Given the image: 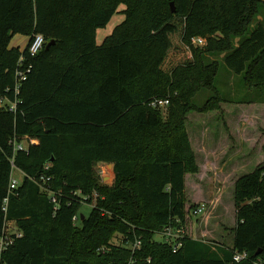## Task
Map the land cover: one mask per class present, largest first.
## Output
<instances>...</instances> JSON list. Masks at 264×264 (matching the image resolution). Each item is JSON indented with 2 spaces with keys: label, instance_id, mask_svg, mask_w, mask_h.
Segmentation results:
<instances>
[{
  "label": "trees",
  "instance_id": "trees-1",
  "mask_svg": "<svg viewBox=\"0 0 264 264\" xmlns=\"http://www.w3.org/2000/svg\"><path fill=\"white\" fill-rule=\"evenodd\" d=\"M120 6L124 20L97 45L96 31ZM261 6L264 0H0V97L13 101L21 55L32 68L16 113L0 109V235L6 220L23 234L0 264H231L234 252L247 253L240 264L264 259V163L235 182L231 247L186 236L173 253L154 239L168 226L185 228L193 209L186 210L185 178L199 166L188 115L227 102L211 58L222 57L257 91L250 103L264 104ZM35 34L44 38L35 57L9 47L15 35ZM195 37L206 44L192 46ZM202 90L212 96L198 106ZM155 99L168 100L164 115L150 106ZM25 137L37 143L14 151L10 141ZM99 163L113 165V186L98 185ZM12 165L24 176L4 214ZM41 177L50 178L56 211ZM93 193L84 216L80 202L89 204Z\"/></svg>",
  "mask_w": 264,
  "mask_h": 264
},
{
  "label": "rangeland",
  "instance_id": "rangeland-1",
  "mask_svg": "<svg viewBox=\"0 0 264 264\" xmlns=\"http://www.w3.org/2000/svg\"><path fill=\"white\" fill-rule=\"evenodd\" d=\"M123 9L120 6L109 23L96 31L97 45H101L124 20ZM257 21L264 26V6L259 9ZM27 42L28 37L15 35L9 46L22 50ZM211 59L219 63L214 85L227 102L220 104L216 111L191 112L187 117L186 128L199 171L186 177V210L193 209L187 214L185 234L193 239L231 247L236 223L235 182L264 163V104L250 103L257 98V91L247 89L243 75L231 73L222 57ZM211 96V91L202 90L195 96L194 103L200 106ZM161 111L163 115L166 113V109ZM99 165L93 168L98 185L113 186L114 174L108 168L101 174ZM13 174L18 180L22 177L15 170ZM195 206L198 209L203 206V212L194 215ZM80 212L87 216L90 207L82 205ZM154 239L161 240L158 235Z\"/></svg>",
  "mask_w": 264,
  "mask_h": 264
},
{
  "label": "built area",
  "instance_id": "built-area-1",
  "mask_svg": "<svg viewBox=\"0 0 264 264\" xmlns=\"http://www.w3.org/2000/svg\"><path fill=\"white\" fill-rule=\"evenodd\" d=\"M206 44V39L203 37H195L191 40V45L195 47H203ZM44 45V38L40 34H35L32 35L30 38H28V42L25 45V47L21 50V52H26V56L28 57H35L43 48ZM31 66H27L25 64V57L23 55L20 56L18 63H17V68L15 70V75H14V87H13V101H8L5 97H0V109H5L10 113L15 114L17 111V103L19 102V95H20V89L22 84L27 80L28 75L31 73ZM168 100H153L150 104L151 107L157 108V109H165L168 106ZM12 144L14 151H19V150H26L28 147V143L30 144H36V141L29 140L27 137L23 138L20 143H18L15 138L10 141ZM99 172L101 174H104L105 170L107 169L106 163H99ZM49 166H45L44 170H48ZM16 171L19 173L22 177L24 174L17 170L13 165H12V173L10 176L9 180V185H8V196L4 199L3 201V207L2 210L4 214H6L7 211V205H8V200H9V195L16 190L20 184V180L15 178L13 171ZM40 188L43 192H46L47 194L50 195V202L55 205L54 210H57V197L56 195L52 192L49 191L48 188V183L50 181V178H40ZM97 199V195L93 193L92 195V200L88 204L87 203V198H84L80 203L82 205H88L90 208H92L95 205ZM204 207L202 206L201 208L195 209L193 212L194 215L201 214L203 212ZM77 219L76 216L73 217V221L75 222ZM22 232L18 230L16 227L15 223L13 221H5L2 233L0 235V261H1V256L5 251L8 250V248L15 242L16 239H19L22 237ZM160 239L164 243H168L172 247L173 253L177 252L181 247H182V241L186 237L185 234V228L184 227H166L164 228L161 233L159 234ZM117 244L126 246V243L123 242L122 240L117 241ZM140 247V242L136 241L134 245H132L131 250L134 252L135 250L139 249ZM109 249L106 248H101L100 253H105L108 252ZM248 259V255L246 252H234L232 255V261L231 264H240L241 262H244ZM254 264H264V259L257 260L254 262Z\"/></svg>",
  "mask_w": 264,
  "mask_h": 264
},
{
  "label": "crops",
  "instance_id": "crops-1",
  "mask_svg": "<svg viewBox=\"0 0 264 264\" xmlns=\"http://www.w3.org/2000/svg\"><path fill=\"white\" fill-rule=\"evenodd\" d=\"M10 47V46H9ZM10 48H13V47H10ZM107 168H108V170L111 172V173H113V165L112 164H108L107 165ZM186 177H187V175H186ZM185 184H186V178H185ZM186 187V186H185Z\"/></svg>",
  "mask_w": 264,
  "mask_h": 264
},
{
  "label": "water",
  "instance_id": "water-1",
  "mask_svg": "<svg viewBox=\"0 0 264 264\" xmlns=\"http://www.w3.org/2000/svg\"><path fill=\"white\" fill-rule=\"evenodd\" d=\"M170 6H171V11L174 12L173 4L171 3ZM49 46H50V44L47 45V47H49ZM81 218H82V216H81Z\"/></svg>",
  "mask_w": 264,
  "mask_h": 264
}]
</instances>
